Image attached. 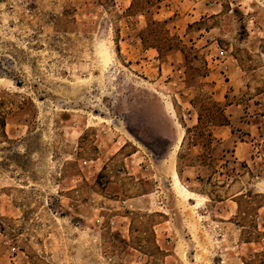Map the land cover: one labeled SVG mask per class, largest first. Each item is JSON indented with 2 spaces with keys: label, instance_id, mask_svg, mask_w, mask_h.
Masks as SVG:
<instances>
[{
  "label": "rangeland",
  "instance_id": "obj_1",
  "mask_svg": "<svg viewBox=\"0 0 264 264\" xmlns=\"http://www.w3.org/2000/svg\"><path fill=\"white\" fill-rule=\"evenodd\" d=\"M0 264H264V0H0Z\"/></svg>",
  "mask_w": 264,
  "mask_h": 264
},
{
  "label": "crops",
  "instance_id": "obj_2",
  "mask_svg": "<svg viewBox=\"0 0 264 264\" xmlns=\"http://www.w3.org/2000/svg\"><path fill=\"white\" fill-rule=\"evenodd\" d=\"M151 51L153 52V50H151ZM220 52H221V54H218L216 56V59L213 61L215 64L222 63V62L229 59L228 52H225L223 50H220ZM154 57H155V55H152V57H151L153 59L152 62L151 61L146 62V64H148V66H151V65H153V62H156ZM175 59L176 58H174L172 55H167V56H165V58L163 60H158V61L161 62L162 66L168 67L171 65L172 68H175L178 64H180V61L179 60L176 61ZM207 61H209V60L207 59ZM207 69H208V72L203 76L204 82L207 83L206 87H210V88L212 87L213 91L216 92V90L219 88L218 81L216 78L219 77V75L223 76V74H226L227 70L230 69V66L227 65V63H225L224 67L220 66L217 68V67H211V64L209 63V65L207 66ZM177 71H178V73H182L181 69H178ZM223 98H224V100L227 99V97L225 95L223 96ZM224 100L223 99H220V100L217 99V104H219L224 109L225 115L229 121V125L228 126L216 125V126H214L212 133L214 134V137L217 138L219 140V142L223 143L225 146H228L230 143H233V145L244 144V142L242 140H239L236 142L234 127L231 126V124H232L231 120L234 122L237 121L238 123L240 122L239 123L240 126H244L243 124H241L242 114L238 110L239 106H234V109H230V111H228L229 108H231L233 106H229L228 104H226V102ZM195 124H196L195 126L200 125V118L197 119ZM246 127H252V126H251V124L247 123ZM245 145H247V144H245ZM235 149H237V148H235ZM245 150L246 151H244V155H246V152L248 151L247 149H245ZM252 154H254V153H252ZM192 155L194 158L201 157L200 154L198 155L195 152L192 153ZM186 168L200 169L201 173L203 171V166L200 164H193L192 163V164L187 165Z\"/></svg>",
  "mask_w": 264,
  "mask_h": 264
},
{
  "label": "trees",
  "instance_id": "obj_3",
  "mask_svg": "<svg viewBox=\"0 0 264 264\" xmlns=\"http://www.w3.org/2000/svg\"><path fill=\"white\" fill-rule=\"evenodd\" d=\"M220 109H221V119H220V123L218 125L219 126H228L229 121L225 115L224 109L221 106H220ZM187 132H189V129L187 130Z\"/></svg>",
  "mask_w": 264,
  "mask_h": 264
},
{
  "label": "bare ground",
  "instance_id": "obj_4",
  "mask_svg": "<svg viewBox=\"0 0 264 264\" xmlns=\"http://www.w3.org/2000/svg\"><path fill=\"white\" fill-rule=\"evenodd\" d=\"M173 181H174V182H176V181H177V179H176V176H175V175L173 176ZM179 187H180V186H179ZM179 191H180V189H179ZM177 193H178V192H177ZM178 194H179V193H178ZM192 199H193V198H192ZM198 201H199V200H198Z\"/></svg>",
  "mask_w": 264,
  "mask_h": 264
}]
</instances>
